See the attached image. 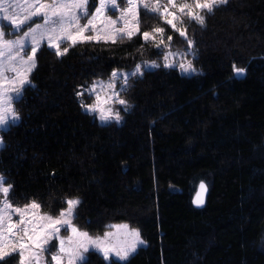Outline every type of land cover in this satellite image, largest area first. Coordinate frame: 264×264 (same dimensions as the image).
Listing matches in <instances>:
<instances>
[{
  "label": "trees",
  "instance_id": "1",
  "mask_svg": "<svg viewBox=\"0 0 264 264\" xmlns=\"http://www.w3.org/2000/svg\"><path fill=\"white\" fill-rule=\"evenodd\" d=\"M202 14L203 27L188 17L178 25L194 41L189 59L202 74L160 63L130 76L123 121L101 123L81 100L92 104L90 86L113 70L163 60L139 36L78 44L62 58L43 46L35 87L15 102L20 119L1 131L0 175L13 185V205L37 200L56 215L63 200L80 197V229L139 228L146 245L127 261L90 251L86 264H264V0H228ZM140 23L163 26L143 8ZM166 34L170 50L189 49Z\"/></svg>",
  "mask_w": 264,
  "mask_h": 264
},
{
  "label": "snow or ice",
  "instance_id": "2",
  "mask_svg": "<svg viewBox=\"0 0 264 264\" xmlns=\"http://www.w3.org/2000/svg\"><path fill=\"white\" fill-rule=\"evenodd\" d=\"M126 7L121 8L117 0H0V19L8 22L0 25V126L8 123L9 118L19 121L20 117L14 108V101L22 98L26 85L37 67V53L42 46L54 50L57 57H64L70 48L78 44L104 43L117 44L125 38L129 41L139 36L145 43H151L163 53V67L175 66L177 53L170 51L172 35L176 33L183 38L189 49L194 47L193 39L188 37L183 18L197 22L202 27L206 24L204 13H213L214 9L227 4L228 0H125ZM155 14L163 26L142 30L140 10ZM119 15L113 18L107 13ZM42 20V23L37 22ZM85 21L81 23V21ZM10 26L15 39H6L5 27ZM22 33V34H21ZM67 45L61 47V45ZM30 49V51H26ZM165 49H169L165 52ZM181 54L178 64L183 73L200 75L192 60ZM195 57V52H192ZM149 68H160L161 64L152 61L143 62ZM142 64L137 63L132 72H111L110 80L96 81L90 86L96 93L95 102L81 107L87 111L99 112L101 121L122 120L119 111L113 112L111 105L120 104L127 111L131 105L120 98L116 91V81L121 80L124 86L129 85V78L143 77ZM234 72L241 75L243 68L233 65ZM84 91H77V97H83ZM3 140L0 139V146ZM201 192L206 191L204 183L200 184ZM13 185L0 175V262L14 258L18 254V264H45L44 253L57 249L51 255L53 264H86L85 253L90 249L102 253L105 260L114 254L120 260H127L137 246L143 244L139 230H129L128 225H114L115 232H105L103 236H92L78 228L73 220L78 217V207L82 201L78 197L66 198L64 206L57 209L55 216L42 213V205L35 200L21 206H14L9 199ZM196 202H203L198 195ZM13 216L18 217L13 221ZM70 231V235L61 236V230Z\"/></svg>",
  "mask_w": 264,
  "mask_h": 264
},
{
  "label": "rangeland",
  "instance_id": "3",
  "mask_svg": "<svg viewBox=\"0 0 264 264\" xmlns=\"http://www.w3.org/2000/svg\"><path fill=\"white\" fill-rule=\"evenodd\" d=\"M117 2H118V4L120 5V7L121 8H123V7H126V3H125V0H117ZM178 2H182V0H178ZM162 3H166V0H162ZM142 9V8H141ZM108 15H112L113 16V18H116V16H118L119 15V12L117 11L115 14H113L111 11H109L108 13H107ZM37 22H40V23H42V20H37ZM85 21H81V23H84ZM8 24V22L7 21H5V20H2V19H0V25H7ZM5 32L6 33H8V35L6 36V39H15L16 38V35L15 34H13V30H12V28L10 27V26H6L5 27ZM22 34V33H21ZM42 48H43V46H42ZM41 48V49H42ZM169 49H165V52H167ZM26 51H30V49H26ZM170 51H172L173 53H177V55H176V57H175V60H174V64H175V66L174 67H177L178 69H179V67H178V64H179V62H180V60H181V54H187L186 55V59H188V60H190L189 59V54H192V50L191 49H187V50H170ZM40 52V51H39ZM39 52L37 53V57H38V54H39ZM155 62H157V63H161V64H163V60L162 61H155ZM149 63H151V62H149ZM37 64H38V59H37ZM134 69H135V67L133 68V69H131V70H126V69H119L121 72H132V71H134ZM147 69H151V68H149V67H147V66H144V65H142V71H144V70H147ZM179 71L182 73V74H186V75H191V74H188V73H183L180 69H179ZM34 72V71H33ZM32 72V73H33ZM111 77V76H110ZM110 77H108V78H104V79H99V80H97V81H104L105 83H107L109 80H110ZM29 79L31 80V84H32V74L30 75V77H29ZM116 91H118L119 93H120V98H122V99H125L123 96H122V92H123V90L126 88V86H124L123 85V82H122V79L121 80H117L116 82ZM29 85H26L25 86V89L28 87ZM25 91V90H24ZM24 91H23V95H24ZM89 93H91V94H93L94 95V102H95V96H96V93H94V92H91V90H90V88H89ZM22 95V96H23ZM126 101H127V99H125ZM93 102V103H94ZM128 102V101H127ZM92 103V104H93ZM14 108H15V101H14ZM111 107L113 108V112H116V111H119V113H120V116L122 117V120L121 121H123L124 120V115H123V112L125 111L124 110V106L123 105H120V104H118V103H116V104H113V105H111ZM87 111V110H86ZM88 112H91V111H88ZM91 113H93L94 115H96L97 116V118H98V120L101 122V123H108V122H110V121H113V120H110V121H101L100 120V118H99V112H91ZM115 121V120H114ZM17 121H13L11 118H9V120H8V123L6 124V125H4V126H0V139H2V134H1V131L2 130H6V129H8L12 124H14V123H16ZM3 140V139H2ZM3 146V145H2ZM2 146H0V148L2 147ZM5 177V176H4ZM81 201H82V199L80 198V197H78ZM0 199H2V195H0ZM10 199V198H9ZM36 202H38L39 203V201H37V200H35ZM14 206H23V205H14ZM41 212L42 213H48V214H51V213H49V212H46V211H43L42 210V208H41ZM51 215H53V214H51ZM53 216H55V215H53ZM18 219V217H16V216H13V221H16ZM73 223L75 224V222H74V220H73ZM128 225V227H129V230H132V229H136V230H139V228H137V227H133V226H131L130 224H128V223H125V222H121V223H117V224H113V226L114 225ZM76 225V224H75ZM77 226V225H76ZM78 227V226H77ZM79 228V227H78ZM82 230V229H81ZM82 231H85V230H82ZM109 231H112V232H115L116 231V229L114 228V227H112V228H110L109 230H107L106 232H109ZM88 232V231H87ZM139 232H140V230H139ZM89 233V232H88ZM90 235H92V236H103V234L104 233H102V234H91V233H89ZM67 235H70V231L69 232H65L63 229L61 230V236H67ZM140 238L144 241V239L142 238V236H141V233H140ZM146 245V242L144 241V243L143 244H140V245H138L137 246V249H136V251L134 252V253H132L129 257H128V259L132 256V255H134L137 251H138V249L140 248V247H143V246H145ZM56 250L57 249H55V248H53V249H51L50 251H46L45 253H44V262H45V264H53V262H52V260H51V255L52 254H54L55 252H56ZM90 251H95L94 249H90L89 250V252ZM89 252H87V253H85L84 255L86 256V259L88 258V253ZM97 252V251H96ZM98 253H100V252H98ZM101 255H102V253H100ZM13 256H16L17 258H18V260H19V256H18V254H13ZM103 256V255H102ZM118 260V261H120V262H125V261H127V260H120L118 257H116L114 254L110 257V259H108L107 261H110V260ZM17 264H18V261H17Z\"/></svg>",
  "mask_w": 264,
  "mask_h": 264
},
{
  "label": "water",
  "instance_id": "4",
  "mask_svg": "<svg viewBox=\"0 0 264 264\" xmlns=\"http://www.w3.org/2000/svg\"><path fill=\"white\" fill-rule=\"evenodd\" d=\"M206 194H207V189H206V191L201 192V189H200V186H199V187H198V190H197V193H196V195H195V198H194V202H195V206H196V207L201 208V207L204 206V204H205V199H206ZM198 195L202 196V200H203V202H202L201 204H198V203L196 202V200H197V196H198Z\"/></svg>",
  "mask_w": 264,
  "mask_h": 264
}]
</instances>
